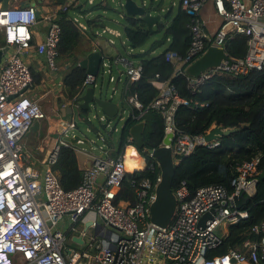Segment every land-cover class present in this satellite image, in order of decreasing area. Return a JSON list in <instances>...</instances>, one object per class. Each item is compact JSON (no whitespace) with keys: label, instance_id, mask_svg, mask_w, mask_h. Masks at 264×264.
<instances>
[{"label":"built area","instance_id":"obj_1","mask_svg":"<svg viewBox=\"0 0 264 264\" xmlns=\"http://www.w3.org/2000/svg\"><path fill=\"white\" fill-rule=\"evenodd\" d=\"M86 1L91 5L94 0ZM112 1L120 6L123 4L119 0ZM206 1H180L181 9L189 16L186 27L190 32V44L184 55L172 50L165 53V60L174 67V75H184L193 92L221 71L246 74L252 69L264 68V0H211L221 17L213 35L205 30L199 15ZM55 19L56 12L42 17L48 29L44 38L34 46L49 72L59 69L57 45L61 28ZM38 20L36 5L10 6L0 10V38L4 46L12 50L9 58L0 64V264H255L264 260V217L251 227V233L258 236L257 240H246L239 248L221 256L207 257L208 251L221 243L220 236L227 233L230 225L248 217V212L240 208L238 201L255 193L261 173L258 157L235 166L231 193L221 186L207 185L191 195L182 180L173 190L176 209L166 228L154 225L149 219V206L156 198L160 171L152 180L135 178L131 181L136 196L134 205L114 202L128 172L125 162L128 147L137 153L131 157H138L143 163V167H134L132 172L157 168L153 163L146 164L131 137L128 138L129 145L116 159L109 157V148L102 136H97L96 140L102 142L98 147L95 146L96 140H89V147L80 151L92 160V165L83 170L81 184L69 191L61 187L53 166L62 147L77 151L75 144L69 141L76 129L74 116L70 120L59 121L56 142L38 167L24 163V137L34 121L40 124L45 118L38 101L21 93L32 85L31 71L23 54L31 48L32 31ZM73 20L78 28H86L76 18ZM102 32L119 35L110 28ZM235 33L248 37L243 58H233L235 62L230 66L222 61L221 66L207 69L198 77L186 74L187 67L209 46L224 47L225 40ZM129 50L133 51L130 46ZM115 63L125 66L122 83L111 75V66L105 63L101 65L100 74H109L111 83L120 82L121 100L129 110L128 117L135 123L144 119L148 109L161 113L164 137L172 135L169 147L176 165L198 146L213 148L219 144L218 139H205L211 129L206 134L191 136L182 133L175 125L178 107H202L205 103L181 97L168 80L156 75L151 83L158 90V95L144 109L137 93L130 91L141 76V64L121 55L116 57ZM87 87H98L97 79L90 74L85 76L75 93L62 101L61 106L70 105L72 109H78V98ZM117 90L118 85L115 84L112 92ZM93 119L109 126L110 120L103 115L96 114ZM77 142L82 143L80 140ZM149 156L152 157L151 151ZM100 177L101 182L98 181ZM86 212L95 215L91 225L108 238L102 243L99 241L95 252L90 249L98 239L78 228ZM207 213L211 217L201 225L200 219ZM109 228L115 232L108 237ZM70 235L80 237L86 244L85 248L70 247Z\"/></svg>","mask_w":264,"mask_h":264},{"label":"trees","instance_id":"obj_2","mask_svg":"<svg viewBox=\"0 0 264 264\" xmlns=\"http://www.w3.org/2000/svg\"><path fill=\"white\" fill-rule=\"evenodd\" d=\"M54 1L41 0V3L52 5ZM57 2L64 4V0H57ZM63 7L57 10L55 19L61 28L57 49L58 60L73 67L64 80V87L68 96H71L78 90L87 73L77 66L76 49L80 41V33L66 9H62ZM92 8L111 9L108 0L106 4L97 3ZM188 21L189 16L180 9L169 25L159 29V38L153 40L150 32L138 20L123 16L122 30L129 46L133 49L131 56L138 60L142 67L141 76L131 86L130 91L137 93L145 109L158 95V90L151 83L158 75L168 80L181 97L205 103L202 107L184 105L178 107L175 113V125L182 133L195 136L206 134L213 127H220L223 130L237 128L229 135L220 137L216 147L198 146L189 156L180 161L176 165L172 185V190H174L184 180L191 195L200 187L207 185L221 186L231 193L236 165L258 157V169L260 172L264 170V68L252 69L246 74L221 71L193 92L188 87L186 77L184 75L175 76L173 65L165 60L167 51H176L181 55L186 53L191 38L189 29L186 27ZM87 23L91 21L88 20ZM167 39L170 40L168 46L152 55L151 52L159 50ZM1 44L3 42L0 38V46ZM247 47L248 37L242 33L231 35L224 43L226 53L236 59L245 56ZM31 75L32 85L38 84L40 78L32 72ZM122 106L124 107V104ZM79 111V116L83 118L90 131L103 137L109 148V157L118 158L124 148L129 145L128 129L135 123L132 118L126 119L125 127L120 130L115 140L110 132L107 135L101 133L95 123L87 120L86 111ZM144 119L146 120L144 144L137 152L146 164L153 163L158 168L156 161L149 156V152L158 148L162 143L165 131L164 120L161 113L153 109L147 110ZM156 170L151 171L146 168L126 172L114 200L115 204L121 202L125 205H134L136 196L131 181L135 178L152 180L159 173V169ZM53 172L61 187L66 191L75 189L81 184L83 171L79 168L76 153L71 147L60 149ZM239 206L248 212V217L228 227L227 233L220 236L221 243L208 251V258L221 256L231 249L239 248L246 240L258 239L257 235L251 233V227L264 217V179L258 178L255 193L252 196H245ZM255 264H264V260H259Z\"/></svg>","mask_w":264,"mask_h":264},{"label":"crops","instance_id":"obj_3","mask_svg":"<svg viewBox=\"0 0 264 264\" xmlns=\"http://www.w3.org/2000/svg\"><path fill=\"white\" fill-rule=\"evenodd\" d=\"M29 1L30 0H25L23 2L18 1V0H12L10 3V6L27 5V4H29ZM119 1H122V0H119ZM139 1L141 3L146 4V5L151 4V3L155 4L158 2H162V1L165 2V4L168 7L167 8L168 19L166 20V23L162 27L169 25L173 21V18L176 15V13L181 9V5H180L181 0H153V1H151V0H139ZM244 1H249V0H244ZM106 2H107V0H99L98 1V3H101V4H106ZM85 3H87L86 0H83V1H81V0H79V1H77V0H64V4H59L57 2V0H55L54 4H52V5H44L43 3H37L36 4L39 20H38L37 25L33 28V31H32L33 38L31 40V48L24 51L23 59L28 64L31 72L40 78V82L38 84L31 85L23 93V96H27V97H30V98L38 101V103L40 104V106L42 107V109L44 111L45 119L48 121L49 126H48L47 132H44V130L42 129V122L43 121L40 122L39 128L44 132V134L46 136H44L42 139H40L39 134L35 133V136H34L35 145L32 146L33 148L31 150L28 149L24 153V159L29 160L30 164L35 165V167H38V164L40 163V161L46 156V154L52 149L53 145L55 144L56 139L58 137L56 127H57V124L59 123V121H67V120L72 119L74 116L73 115V109L71 108L70 105H66L64 107L61 106L62 101L66 97H68V95H69L67 93V90L64 87V80L67 77V75H69V73L72 71L73 67L70 64H64L60 60H58L59 69L56 72H49L47 70L45 63H44L43 57L36 54L35 49H34L35 44L44 38V36L47 32V29H48V26L45 22H43L42 17L45 14L50 13V12H52V13L56 12L57 13L56 10H58L61 6L62 7L64 6V7H67L66 12L73 22H74L73 19L76 18L78 20V22L82 23L86 27L85 29H82V28H78V25H77V30L80 33V41L77 44V49H76L77 50V54H76L77 63L79 60L86 57V55L89 52L94 51V50L100 51L99 46H98V42L94 41V39H93L94 35L102 36L104 34H109V35L117 37V38L121 37V30L120 29H118L117 27H113L109 24H106V22H104L100 17H96L94 19H87L84 22L82 19H83V17H85L84 16L85 14L83 15L82 13H83ZM87 4H89V3H87ZM94 4H95V0L91 4V7ZM96 9L102 10V12L106 11V10L99 9V8H96ZM123 13L124 12L122 11V13H121V20L122 21H123V16H124ZM199 15H200L201 20L204 23L205 30L209 34L213 35L221 23V17L219 14L216 13L214 5H213L211 0H207L202 5ZM88 20L91 21V23H87ZM106 28L116 30L119 33V35L116 36V35L110 34L108 32H102ZM159 29L160 28L156 29L154 34L152 35L153 40L159 38V36H160V33L158 32ZM122 33H123V30H122ZM1 41L3 42V44H1L0 48L6 47V46H4V41L2 39H1ZM126 41H127V39H126ZM169 43H170V40L167 39V42L161 48H159V50H154L151 52V54L155 55V54L159 53V51L164 49L166 46H168ZM83 44H86V45L88 44L89 46L87 48L81 47V45H83ZM128 47H129V44H128ZM11 53H12V50L8 49V51L2 56L1 63H3L6 59H8ZM100 53H101V51H100ZM115 59H116V57L114 58V62H115ZM119 73L120 74L117 75V78L122 83L124 78L122 77V74H121L122 72L119 71ZM120 82H119V84H120ZM122 102L123 101L121 100V103ZM74 114L76 115V113H74ZM78 115H79V111L77 109V121L75 118H73L76 121L77 128L79 127L78 121H82V122L84 121L83 118L78 117ZM85 129L87 132H91V131H89L90 128L88 127V125H86ZM79 133L74 131V134H78V135L82 136ZM29 134H30V132L27 133V135H29ZM23 142H24L25 146L28 145V143L25 139L23 140ZM85 145L86 144H83L80 142H77V144H75V147H77V151L75 152L76 157H77V163H78L79 168L82 171L85 168H88V167H86V165L89 164V162H88L89 159L84 155V153H82L80 151V149L88 148V146H85ZM139 167H143V163H141V165ZM127 171L132 172L133 168L129 169L127 167ZM98 181L101 182L102 177H100L98 179ZM93 219H96L95 215L92 212H86L83 215L82 220L78 223V228L80 227L79 231L85 230L86 233L91 234L96 240L98 239L100 241V243H102L103 241H107L108 238L106 236L100 235L98 229H96L95 227H93L91 225V221ZM99 222H100V220H99ZM108 232H109L108 233V237H109V235L111 233H114L115 231H114V229L109 228ZM70 236H72V235H70ZM73 237H75V236H72L71 239ZM68 244L70 247H73L72 245L74 244L75 247H73V248L86 246V244L84 242L82 245L77 244V243L72 242V241H70Z\"/></svg>","mask_w":264,"mask_h":264},{"label":"water","instance_id":"obj_4","mask_svg":"<svg viewBox=\"0 0 264 264\" xmlns=\"http://www.w3.org/2000/svg\"><path fill=\"white\" fill-rule=\"evenodd\" d=\"M11 1L12 0H0V10L9 8ZM122 1L123 4L121 7L124 15L138 20L151 35L154 34L156 29L162 28L168 19V7L164 1L147 5L141 3L139 0ZM37 3H41V0L29 1V5H36ZM7 51L8 47L0 49V63L2 56ZM103 61L104 59L100 51L94 50L89 52L86 57L79 60L77 66L84 69L87 74L92 75L96 80L100 74ZM222 61H225L227 66H230L235 62V60L226 53L224 47L209 46L203 55L187 67L186 74L191 77H198L207 69L221 66ZM26 90L27 88H24L21 93H24ZM103 92L104 90L102 85L97 88L87 87L85 92L78 98V111L83 110L89 113L93 109H98L108 120L116 118L119 114L120 106L112 99L103 96ZM74 113H77V109H73V115L75 116ZM78 117L80 116L78 115ZM86 119L88 120V117ZM125 124L126 120L124 121L121 129L125 127ZM39 127V122L34 121L29 129V132L34 131L39 134L40 139H42L45 134ZM145 128L146 120L142 119L139 122L134 123L128 129V133L137 150L143 147ZM78 129L79 127L77 128L76 126L75 131L78 132ZM236 130L237 128L223 130L220 127H213L205 135V139L207 141L219 139L220 137L229 135ZM171 137V134H167L163 137L161 145L158 148L151 150L152 158L156 161L160 171V181L155 189L156 198L149 206V219L154 225L160 228H166L169 226L176 209V200L172 190L176 164L173 161L172 149L169 147L171 144ZM78 140L89 147V139L86 137L74 134L73 137L69 138V141L72 144H76ZM88 162L89 164L86 165V167H90L92 165L91 159H89ZM259 177L260 179H264V170L260 173ZM238 203L240 204V201H238ZM210 217V213L204 214L200 219V224L203 225ZM72 241L80 245L83 244V240L80 237H73ZM98 244L99 240L94 243L90 251L95 252Z\"/></svg>","mask_w":264,"mask_h":264},{"label":"rangeland","instance_id":"obj_5","mask_svg":"<svg viewBox=\"0 0 264 264\" xmlns=\"http://www.w3.org/2000/svg\"><path fill=\"white\" fill-rule=\"evenodd\" d=\"M83 1V0H81ZM99 0H95V4L98 3ZM109 5L111 7V9H107L106 11L102 12V10H97V9H93L91 7V5L85 3L84 4V9H83V15L85 17H83V21L85 22L87 19H94L96 17H100L104 22H106V24H109L113 27H117L118 29L121 30V37L117 38L114 36H111L109 34H104L102 36L99 35H94L93 39L94 41L98 42V46L99 49L101 51V54L103 56V63L107 64L108 66H111V75H113L115 78H117V75H119V71H121L122 73V77L124 78L123 72H125V66L123 64H116L114 62V58L117 57L118 55H121L124 58L127 59H131V60H135L132 56H131V51L129 50L128 47V43L126 41V37L124 35V33H122V20H121V13L123 11L122 7L119 5L118 2L116 1H111L108 0ZM111 39V40H110ZM112 41V42H111ZM89 45L87 44H83L81 45V47L87 48ZM105 69L108 70V67H105ZM108 77L109 74H104L103 76L100 74L97 77V84L98 86L102 85L103 86V96H106L107 98L112 99L113 101H115L116 103L119 104L120 106V111L119 114L116 118L111 119L109 122V126H105L104 124H106L105 122H99L98 120L93 119L94 115H102V113L100 112V110L98 109H93L91 112L88 113V120L92 121L93 123H95L98 128L99 131H101V133L104 134H108L109 132L112 134L113 139H117L121 130V127L124 123V121L127 119L128 115H129V110L125 107L122 106L123 104L121 103V94L119 91V87L120 84L118 82L116 83H111L108 81ZM117 84L118 85V90L113 93L112 92V87ZM77 121V113L74 117ZM48 126L49 123L48 121L44 118L43 122H42V129L44 130V132H47L48 130ZM78 133L82 135V137H87V139L89 140H96L97 139V135L96 133L93 132H87L85 127L86 124L83 121H78ZM34 136H35V132L31 131L29 135H27L26 137H24V139L27 141L28 145L24 147L23 152L27 151L28 149L31 150L33 147V145H35L34 142ZM102 144V142L98 139L96 140L95 146L98 147ZM84 146V145H83ZM87 146V145H85ZM133 150L132 148L130 149ZM96 153H99L98 150H96ZM130 156V153L128 154ZM25 160V159H24ZM26 161V162H25ZM24 163L28 164L30 163L29 160H25ZM137 164L141 165V159H137V160H133L130 159V161H127V167L129 169L134 168ZM80 229V227H79ZM217 233L219 234V231H217ZM73 247H75V245H72ZM85 248V246L82 247H77L78 250H83Z\"/></svg>","mask_w":264,"mask_h":264},{"label":"bare ground","instance_id":"obj_6","mask_svg":"<svg viewBox=\"0 0 264 264\" xmlns=\"http://www.w3.org/2000/svg\"><path fill=\"white\" fill-rule=\"evenodd\" d=\"M31 71V70H30ZM80 112V111H79ZM46 136V135H45ZM82 137V136H81ZM25 147V146H24ZM130 149H131V147H128L127 148V151H126V160H125V162H126V165H127V161H130V159H135V160H137V159H139L138 157H136V158H133V157H131V156H137V153L135 152V151H133V150H131V152H130ZM130 153V156L128 155ZM26 162V161H25ZM141 163H142V160H141ZM140 165L139 164H137L135 167H139ZM54 167V166H53ZM156 169H158V168H156ZM157 171V170H156ZM136 174V173H135ZM64 189V188H63Z\"/></svg>","mask_w":264,"mask_h":264}]
</instances>
